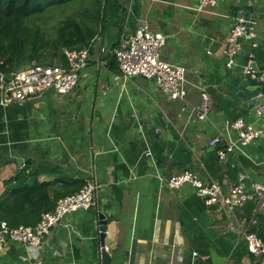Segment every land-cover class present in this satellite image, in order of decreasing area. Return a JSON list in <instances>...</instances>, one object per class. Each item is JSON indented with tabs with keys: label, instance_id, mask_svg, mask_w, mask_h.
I'll use <instances>...</instances> for the list:
<instances>
[{
	"label": "crops",
	"instance_id": "obj_1",
	"mask_svg": "<svg viewBox=\"0 0 264 264\" xmlns=\"http://www.w3.org/2000/svg\"><path fill=\"white\" fill-rule=\"evenodd\" d=\"M200 1L119 3L129 11L126 34L147 19L153 32L165 36L162 59L186 70L184 100L167 99L150 80L132 78L125 86L115 81L120 72L113 64L122 15L118 6L109 11L71 94L48 90L22 104H0V197L6 181L22 173L29 183L55 182L58 189L63 179L96 178L107 223L102 246L99 206L76 212L52 229L40 249L8 243L0 264H102L103 251L111 264H258L246 242L230 230L233 225L242 230L257 217L250 204L231 215L208 207L190 187L171 190L166 183L186 170L219 182L226 191L240 174L248 177V186L264 180V137L222 168L216 165L217 148L209 145L227 122L239 118L264 129V118L256 112L264 104V91L251 109L243 107L237 92L249 94L240 78L250 54L264 78V18L251 27L258 48L244 39L232 69L225 55L236 18L243 17L242 6L254 5L264 14V0H217L208 12H198ZM133 15L135 22L129 21ZM204 94L211 105L209 119L192 125L189 118Z\"/></svg>",
	"mask_w": 264,
	"mask_h": 264
},
{
	"label": "built area",
	"instance_id": "obj_2",
	"mask_svg": "<svg viewBox=\"0 0 264 264\" xmlns=\"http://www.w3.org/2000/svg\"><path fill=\"white\" fill-rule=\"evenodd\" d=\"M217 5V0H201L196 11L208 12ZM249 21L245 17H237L236 22L228 35L225 55L227 67L232 69L242 51L240 39L252 41V48H258L257 34L247 31ZM165 45V36L152 31L147 19H140L136 29L123 35L121 44L115 49L114 55L119 68L115 81L125 86L132 78H141L153 81L163 96L171 101L184 100L187 96L186 70L183 66L171 64L162 59V48ZM90 47L80 50L67 49L64 52L66 64L53 67L33 66L29 70L12 74L11 78L0 71V104L7 106L11 103H20L32 100L35 96L53 90L61 96L71 94L78 86L81 72L88 66ZM209 54L211 52H208ZM255 54L249 55V60L242 67V74L249 80H255L260 85L264 82L262 73L254 68ZM210 101L206 94L195 113L199 122L209 119ZM259 117L264 118V104L256 107ZM114 117L111 126L115 122ZM111 126L109 132L111 130ZM226 130L217 134L209 143L212 147H222L218 151L220 161L227 159L229 153L245 154V148L253 141L264 137V129L247 126L243 119H236L226 125ZM232 131H237L234 137ZM146 156L152 158L150 150ZM248 177L240 174L234 186L228 191L215 181H204L197 173L186 170L172 175L166 180L171 190H180L190 187L208 207H217L228 214H234L237 209L243 208L248 202H255V213L264 216V180L247 185ZM101 184L95 178L88 181L78 193L61 198L56 208L42 215L36 227L20 226L10 228L6 223L0 226V256L8 243H18L36 249L44 247L46 238L53 228L63 224L68 217L79 211H89L97 205V191ZM258 219L246 221V228L240 230L231 226L230 230L239 235L247 244L249 255L254 257L258 264H264V237L250 231L257 226ZM107 250L106 247H104ZM194 256H197L195 253Z\"/></svg>",
	"mask_w": 264,
	"mask_h": 264
},
{
	"label": "trees",
	"instance_id": "obj_3",
	"mask_svg": "<svg viewBox=\"0 0 264 264\" xmlns=\"http://www.w3.org/2000/svg\"><path fill=\"white\" fill-rule=\"evenodd\" d=\"M88 1L0 0V71L9 79L12 74L29 66L66 64L65 50L90 47L105 27L109 11L116 9L120 0ZM70 5L75 6V12L59 21L54 35L47 33L42 22L58 11L64 12ZM135 16H131L129 21H134ZM127 26L120 28L114 49L120 46ZM113 64L118 66L115 57ZM262 86L264 91V83ZM220 149L222 147L217 148L215 160L216 165L222 168L224 161L219 159ZM87 183L85 180L63 179L58 189L55 182L35 180L29 183L26 175L18 174L6 181L4 194L0 197V226L6 223L12 229L36 227L42 215L53 211L61 198L78 193ZM247 204H250V211H254L255 202ZM263 217L258 215L257 226L250 228L261 237H264Z\"/></svg>",
	"mask_w": 264,
	"mask_h": 264
},
{
	"label": "water",
	"instance_id": "obj_4",
	"mask_svg": "<svg viewBox=\"0 0 264 264\" xmlns=\"http://www.w3.org/2000/svg\"><path fill=\"white\" fill-rule=\"evenodd\" d=\"M130 1V0H128ZM119 10L121 12V18H120V24H119V28H121L123 25H125V23L127 22V18L129 15V11L126 5H119ZM242 10L244 11L243 13V17H245L249 23H248V28L247 31L251 30V27L254 24L258 23V19L259 18H264V14L263 13H257V10L255 8L254 5H250V4H245L242 6ZM240 42H243V39H240ZM254 68L258 69L257 65L254 63ZM241 81H245V85L247 87V90L249 92V94L245 93L244 91H242L240 88L237 89L238 92V98L241 99L243 101V107L245 109H251L253 107H255L258 103L259 97L262 94L263 91V86L260 85L257 81L255 80H249L246 79L245 77H241L240 78ZM189 122L193 125V124H197V116L196 114H194L193 116H191L189 118ZM212 149H216V147H212ZM237 157L235 156L234 153H229L228 157L226 160H224V164H228L230 160H234L232 161V164H235V159ZM24 161L23 160H18V165L19 166H23ZM35 168V167H33ZM32 168V170H33ZM207 182V181H206ZM97 205L99 206V227H100V232H101V242H102V246H105V238H106V231H107V223H106V216L105 214L102 212V193H101V188L98 189L97 191ZM102 264H111V257L110 255L103 251L102 253Z\"/></svg>",
	"mask_w": 264,
	"mask_h": 264
},
{
	"label": "rangeland",
	"instance_id": "obj_5",
	"mask_svg": "<svg viewBox=\"0 0 264 264\" xmlns=\"http://www.w3.org/2000/svg\"><path fill=\"white\" fill-rule=\"evenodd\" d=\"M85 2H88V0H84ZM75 12V6H69L65 9L64 12H61V11H58L53 15L47 17L43 22H42V25L44 27V30L49 33V34H52L54 35L55 34V29L56 27L58 26V23L59 21L65 19L67 16H69L70 14L74 13ZM31 67L33 66H29V67H26L24 69H22L21 71H25V70H29L31 69Z\"/></svg>",
	"mask_w": 264,
	"mask_h": 264
}]
</instances>
